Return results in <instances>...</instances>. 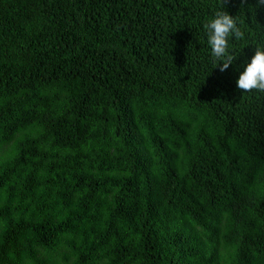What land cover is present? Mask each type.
I'll use <instances>...</instances> for the list:
<instances>
[{
  "label": "trees",
  "instance_id": "trees-1",
  "mask_svg": "<svg viewBox=\"0 0 264 264\" xmlns=\"http://www.w3.org/2000/svg\"><path fill=\"white\" fill-rule=\"evenodd\" d=\"M222 0H0V264H264V92L213 63Z\"/></svg>",
  "mask_w": 264,
  "mask_h": 264
},
{
  "label": "clouds",
  "instance_id": "clouds-1",
  "mask_svg": "<svg viewBox=\"0 0 264 264\" xmlns=\"http://www.w3.org/2000/svg\"><path fill=\"white\" fill-rule=\"evenodd\" d=\"M223 8L217 9L213 17L204 24L207 33V43L211 48V56L214 57L215 67L224 72L236 59L230 51V38L235 41L246 38L245 31L240 27L235 17L224 11ZM246 0H241L245 3ZM257 6H264V0H256ZM237 88L242 92H264V45L255 46L254 54L246 62L243 71L239 73L235 81Z\"/></svg>",
  "mask_w": 264,
  "mask_h": 264
}]
</instances>
